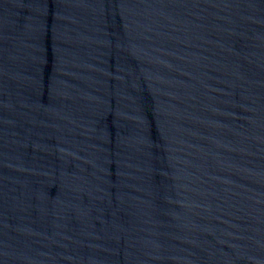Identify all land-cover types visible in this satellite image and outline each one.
I'll return each mask as SVG.
<instances>
[{"label": "water", "instance_id": "water-1", "mask_svg": "<svg viewBox=\"0 0 264 264\" xmlns=\"http://www.w3.org/2000/svg\"><path fill=\"white\" fill-rule=\"evenodd\" d=\"M0 264H264V0H0Z\"/></svg>", "mask_w": 264, "mask_h": 264}]
</instances>
